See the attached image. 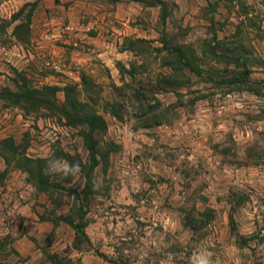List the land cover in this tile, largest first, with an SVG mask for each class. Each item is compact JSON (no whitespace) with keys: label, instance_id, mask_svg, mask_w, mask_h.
<instances>
[{"label":"rangeland","instance_id":"obj_1","mask_svg":"<svg viewBox=\"0 0 264 264\" xmlns=\"http://www.w3.org/2000/svg\"><path fill=\"white\" fill-rule=\"evenodd\" d=\"M49 256L264 264V0H0V264Z\"/></svg>","mask_w":264,"mask_h":264},{"label":"trees","instance_id":"obj_2","mask_svg":"<svg viewBox=\"0 0 264 264\" xmlns=\"http://www.w3.org/2000/svg\"><path fill=\"white\" fill-rule=\"evenodd\" d=\"M110 1L112 3H124V2H129V1L133 2V1H137V0H110ZM143 3L146 4V2H143ZM88 119H91V120H88ZM88 119L86 121V125L89 128H94L93 126H100V125L103 127L105 125L103 120L97 116H92V117H89ZM104 128L105 127H103V129ZM90 189H91V186H90V183H89L88 178H87L83 192H86ZM75 197L78 198V195H75ZM62 219L66 224H68L74 230L77 241H80L81 239L86 238V234H85L84 229H83L82 221L74 222L68 218H62ZM49 260L52 262V264H57L54 256H49Z\"/></svg>","mask_w":264,"mask_h":264},{"label":"crops","instance_id":"obj_3","mask_svg":"<svg viewBox=\"0 0 264 264\" xmlns=\"http://www.w3.org/2000/svg\"><path fill=\"white\" fill-rule=\"evenodd\" d=\"M4 197H2L4 200H5V204H4V207H7V209H8V212L7 213H9V214H11L12 212H14V211H16L15 209H16V206L15 205H13V206H9L10 205V203L12 204V201H13V198H12V196L6 191L5 193H4ZM11 212V213H10ZM20 212L22 213H24V215H26L27 214V212H25V209L24 208H22V209H20Z\"/></svg>","mask_w":264,"mask_h":264}]
</instances>
